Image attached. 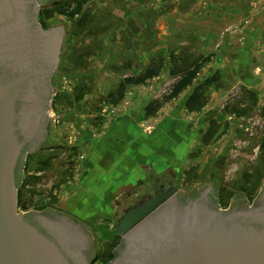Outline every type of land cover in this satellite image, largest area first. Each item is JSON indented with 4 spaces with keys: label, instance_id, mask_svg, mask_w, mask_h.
Instances as JSON below:
<instances>
[{
    "label": "rangeland",
    "instance_id": "1",
    "mask_svg": "<svg viewBox=\"0 0 264 264\" xmlns=\"http://www.w3.org/2000/svg\"><path fill=\"white\" fill-rule=\"evenodd\" d=\"M39 21L45 31L61 29L62 43L51 78L47 139L26 159L18 212L74 219L92 240L91 264L113 260L121 240L117 221L135 201L107 187L108 176H100L93 159L104 136L132 112L143 136H158L174 109L181 130L193 134L187 150H174L185 157L171 176L145 179L144 190L167 180L195 199L207 186L221 210L250 205L261 194L264 0H47ZM195 64L201 67L192 85L165 102L175 67ZM149 66L159 67L155 77L125 84ZM195 93L202 104L191 108L187 101Z\"/></svg>",
    "mask_w": 264,
    "mask_h": 264
},
{
    "label": "water",
    "instance_id": "2",
    "mask_svg": "<svg viewBox=\"0 0 264 264\" xmlns=\"http://www.w3.org/2000/svg\"><path fill=\"white\" fill-rule=\"evenodd\" d=\"M46 1L0 0V31L5 29L15 41L22 38L16 23L31 2L29 25L35 26V34L29 43L33 53L38 48L51 57L42 85V131L53 99L51 76L60 60L62 35L58 31L63 33L61 29L41 31L37 16ZM4 66L7 63L0 69ZM33 76L34 70L14 79L0 75V264H91L80 250L70 259L74 258L71 250L81 246L70 237L66 219L17 210L26 156L41 145L33 144L35 125L26 131L28 138L18 134L16 126V104L22 101L23 87ZM145 191L148 201L143 206L135 204L118 219L116 233L121 240L108 264H264V206L221 210L207 186L196 191L195 199L179 195L183 203L177 202L176 185H152ZM199 194L203 198L198 199ZM258 199L264 200V188ZM43 224L46 229L41 228Z\"/></svg>",
    "mask_w": 264,
    "mask_h": 264
},
{
    "label": "crops",
    "instance_id": "3",
    "mask_svg": "<svg viewBox=\"0 0 264 264\" xmlns=\"http://www.w3.org/2000/svg\"><path fill=\"white\" fill-rule=\"evenodd\" d=\"M239 80L243 81L245 86H252L245 76H241ZM170 116L172 121L164 120L155 138L141 135L137 128L135 112L119 119L113 130L104 136L100 145L96 146L98 155L93 159L100 176H108L107 187L121 188L124 192L122 196L133 197L134 193L139 194L144 190L145 182L143 181L145 179L150 183L155 178L171 176L172 166L177 167L176 161L185 157L176 154L174 150L178 151L179 147L187 150V144H191L193 134L188 133L187 130H181L182 125L178 122L180 117L178 109L172 110ZM124 172L128 173L124 174ZM98 182L99 177H96L95 183ZM132 183H139L137 190L127 189ZM102 188L101 185H96L94 189L100 193ZM102 197V195L95 197L94 202L97 201L98 204ZM95 205L93 204L92 208L96 207Z\"/></svg>",
    "mask_w": 264,
    "mask_h": 264
},
{
    "label": "flooded vegetation",
    "instance_id": "4",
    "mask_svg": "<svg viewBox=\"0 0 264 264\" xmlns=\"http://www.w3.org/2000/svg\"><path fill=\"white\" fill-rule=\"evenodd\" d=\"M40 8L38 11L37 23L40 26L42 32H49L51 30L45 31L41 28V23L39 21ZM32 9L33 6L31 2H29L26 5L24 11L22 10V15L16 23L15 28L22 36L20 40L15 41L13 39H10L9 36L6 34L5 29L0 31V65H3V63H7V66H4L3 69H0V75L7 77L8 79H14L18 76L25 75L26 73L34 70V76L28 79V81L25 83V86L23 87L24 94L22 95V101L16 104V116L18 118L16 120V126L18 128V134L23 135V138H28L26 131L28 132L29 128H32L35 125V133L33 134V144H35L36 142H40L41 145L39 147V150H41V146L43 142L47 139L48 134L47 126L42 131V128L40 126L42 120L39 121V119L41 118V114L43 113L42 85L44 79H46V72L48 65L51 62V57H46V52H44L42 55L39 52L38 48H35V53H33L32 51L31 44L29 43V41H33L32 34H35L33 32L35 31V26L29 25V14L31 13ZM43 48L45 49L44 44L42 45V50ZM31 103L32 105H30ZM31 107L32 110L29 109ZM29 146H32V144ZM34 154H28L26 156V159L28 156ZM160 185H164V187L167 188L172 186L171 182L167 180L160 182L159 186ZM145 193V190H142L139 194L134 193L133 200L135 201V203L131 207L127 208L125 211L132 208L135 204L143 206L148 201V195ZM179 195L180 194L177 195V202L179 201L183 203V201L179 198ZM201 198H203V194H199L198 199ZM188 199L184 200V202H186ZM253 204L255 208L264 206V200L262 201V199H255L250 205H241L235 207L234 209H236L237 211H243V209H246L247 206L251 207L253 206ZM167 209H169V207ZM44 215L49 218L56 217V219H66L65 223H69L68 228L70 237L77 241L79 240L81 246V248L77 246L76 248L71 250L74 255V258L70 259L74 260L76 258L75 252L77 251L79 253L80 250L82 256L89 260L90 263H92L94 259L92 240L87 234V232L84 230V227L78 222H76L74 219L69 218L67 216L55 215L48 212H44ZM41 228L46 229L44 224L41 226Z\"/></svg>",
    "mask_w": 264,
    "mask_h": 264
},
{
    "label": "trees",
    "instance_id": "5",
    "mask_svg": "<svg viewBox=\"0 0 264 264\" xmlns=\"http://www.w3.org/2000/svg\"><path fill=\"white\" fill-rule=\"evenodd\" d=\"M201 67V64H195L192 68L185 66V65H177L175 67V73L173 72V75L176 77V81L168 94L167 97L164 98L165 102H169L172 99L177 98L181 92L192 85L194 79L197 77L198 71ZM159 67L149 66L143 74L138 76L137 78L133 79H126L125 84H142L146 80L151 79L155 77L158 73ZM209 83H213V80ZM122 87V86H121ZM202 104L201 96L197 93L193 94L187 101V105L191 108L193 107H199ZM151 108L148 109V113H151Z\"/></svg>",
    "mask_w": 264,
    "mask_h": 264
}]
</instances>
